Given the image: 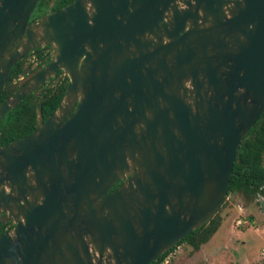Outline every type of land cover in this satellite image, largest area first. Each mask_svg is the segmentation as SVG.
<instances>
[{
	"label": "water",
	"instance_id": "1",
	"mask_svg": "<svg viewBox=\"0 0 264 264\" xmlns=\"http://www.w3.org/2000/svg\"><path fill=\"white\" fill-rule=\"evenodd\" d=\"M37 1L0 0V95L26 53L52 56L0 119L58 70L68 82L44 122L40 98L36 127L0 145L15 222L0 264H148L226 197L264 109V0H72L31 22Z\"/></svg>",
	"mask_w": 264,
	"mask_h": 264
},
{
	"label": "trees",
	"instance_id": "2",
	"mask_svg": "<svg viewBox=\"0 0 264 264\" xmlns=\"http://www.w3.org/2000/svg\"><path fill=\"white\" fill-rule=\"evenodd\" d=\"M70 1L72 0H38L30 15V19L52 12ZM21 69V62H16L11 67L10 76L18 73ZM17 86L18 83H12L7 86L0 95V101L16 89ZM56 93H58V96L54 95ZM56 93L53 94L54 97L51 104H49V101L43 103L50 111L59 100L60 94L58 91ZM31 114L32 103H28L27 97L8 111L0 119V145L22 135L24 132H21L20 129L23 125L32 126L33 117ZM229 194L238 195L246 202L258 196L264 199V109L239 142L226 190V196ZM225 200L226 197L205 224L186 234L177 244H186L190 247V252H192L198 250L202 244L207 242L223 220L220 211L225 205ZM170 252L171 250L162 253L158 259L149 264H162L164 257Z\"/></svg>",
	"mask_w": 264,
	"mask_h": 264
},
{
	"label": "rangeland",
	"instance_id": "3",
	"mask_svg": "<svg viewBox=\"0 0 264 264\" xmlns=\"http://www.w3.org/2000/svg\"><path fill=\"white\" fill-rule=\"evenodd\" d=\"M220 214V226L198 250L180 243L162 264H264V199L229 194Z\"/></svg>",
	"mask_w": 264,
	"mask_h": 264
},
{
	"label": "flooded vegetation",
	"instance_id": "4",
	"mask_svg": "<svg viewBox=\"0 0 264 264\" xmlns=\"http://www.w3.org/2000/svg\"><path fill=\"white\" fill-rule=\"evenodd\" d=\"M38 17L31 18V19L29 17V20L32 22L35 19H37ZM51 59H52V56H51V50H49V45H41L39 47L32 49L31 51L26 53L20 61H18V62H21V65H22V69L18 73H20L21 71H23L24 69H27V68H30L29 71L22 78L16 80L13 83H18V86H17V88H18L21 84H23L28 79H30L31 77L36 75L40 70H42L45 67V65H47L49 63V61ZM18 73L14 74L12 76H10V73H9L8 78H12L13 76L17 75ZM67 82H68V77L62 73V70H58L54 75L49 76L37 88H35L33 91H31L30 93H28L27 95H25L23 97V99L25 97H27L29 104L32 103V114L31 115L33 117V125L32 126H30L28 124L23 125L20 130H21V132H24V133L20 136L15 137L14 139L21 138V137L29 134L36 127V124H37L36 103L40 98H42L41 107H40V119L42 122H44V120L55 111L56 107L58 106V104L62 100V97H63L65 89H66ZM16 89H14L12 92H14ZM56 91H58L60 94L59 100H58L57 104L54 106V108L50 111L46 106L43 105V103L45 101L46 102L49 101V104H51L53 97H54L53 94L56 93ZM12 92L10 94H12ZM10 94L6 95L5 97L9 96ZM54 95L58 96V93H56ZM4 98H2V100ZM121 182H122V179L116 181L106 192L111 191L117 185H119ZM0 190H3L4 195L9 194V190L6 189V187L3 185L0 186ZM18 203H19V205H23V202L20 199H18ZM7 204L10 205L11 203L7 202ZM13 212L17 213V211H14V210H13ZM20 221H21V219L18 218L17 222H20ZM14 225H15L14 220L13 219H7V212L6 211L4 212L0 209V233L1 232H8L11 228H13ZM177 243H175L173 245V247H171L169 250H171V251L175 250V248L178 246ZM160 255L156 256L151 262L158 259L160 257ZM94 258H95V256L93 254L92 263H95V264H96V262H95L96 260H97V264H105L107 261L110 263V259H108L104 253L99 257V259L98 258L94 259Z\"/></svg>",
	"mask_w": 264,
	"mask_h": 264
},
{
	"label": "built area",
	"instance_id": "5",
	"mask_svg": "<svg viewBox=\"0 0 264 264\" xmlns=\"http://www.w3.org/2000/svg\"><path fill=\"white\" fill-rule=\"evenodd\" d=\"M240 221H241V219H239V218L236 220V222H237L238 224L241 223Z\"/></svg>",
	"mask_w": 264,
	"mask_h": 264
},
{
	"label": "crops",
	"instance_id": "6",
	"mask_svg": "<svg viewBox=\"0 0 264 264\" xmlns=\"http://www.w3.org/2000/svg\"><path fill=\"white\" fill-rule=\"evenodd\" d=\"M239 209V207H237Z\"/></svg>",
	"mask_w": 264,
	"mask_h": 264
}]
</instances>
